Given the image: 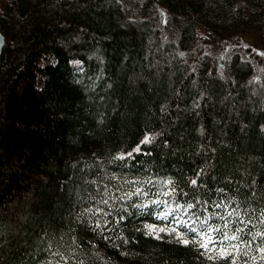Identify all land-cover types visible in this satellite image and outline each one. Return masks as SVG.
I'll return each mask as SVG.
<instances>
[{
    "label": "trees",
    "instance_id": "1",
    "mask_svg": "<svg viewBox=\"0 0 264 264\" xmlns=\"http://www.w3.org/2000/svg\"><path fill=\"white\" fill-rule=\"evenodd\" d=\"M0 29V264H264V71L208 48L264 44V0H0Z\"/></svg>",
    "mask_w": 264,
    "mask_h": 264
},
{
    "label": "rangeland",
    "instance_id": "2",
    "mask_svg": "<svg viewBox=\"0 0 264 264\" xmlns=\"http://www.w3.org/2000/svg\"><path fill=\"white\" fill-rule=\"evenodd\" d=\"M165 16V15H164ZM206 46V45H205ZM208 47V45H207ZM213 46H209L208 48L210 51L219 56V58H224L226 54L233 52V51H239L242 55L245 57L251 59L256 66L258 67L259 71H264V44H261L255 36L252 35H237L232 37L229 40L223 41V43L220 44L217 48H211ZM79 61H75L73 65L78 68L80 66ZM150 138V135L147 134L144 137ZM143 140V141H144ZM138 149V150H137ZM139 145L135 147V151H139ZM130 154V152H120V156H126ZM165 229V231H160V229ZM172 228H166V227H157L156 232L160 236H174L179 237L178 234H175L174 231H172Z\"/></svg>",
    "mask_w": 264,
    "mask_h": 264
},
{
    "label": "snow or ice",
    "instance_id": "3",
    "mask_svg": "<svg viewBox=\"0 0 264 264\" xmlns=\"http://www.w3.org/2000/svg\"><path fill=\"white\" fill-rule=\"evenodd\" d=\"M149 142H150V139H149L148 137H146L145 140L143 141V143H149ZM137 150H138V149H137ZM190 207H191V205H190ZM160 231L163 232V231H165V229L162 228V229H160ZM172 231H175V229H173ZM192 231H195V229H192ZM158 238H159V237H158ZM225 238L227 239L228 237H225ZM234 238H235V237H233V239H234ZM181 242L184 243V244H188V243H189L188 240H186V239H182V238H181ZM209 242H210V241H209ZM200 246L203 247V248H207V246H208V242H203V243L200 244Z\"/></svg>",
    "mask_w": 264,
    "mask_h": 264
},
{
    "label": "water",
    "instance_id": "4",
    "mask_svg": "<svg viewBox=\"0 0 264 264\" xmlns=\"http://www.w3.org/2000/svg\"><path fill=\"white\" fill-rule=\"evenodd\" d=\"M4 45H5V35L2 32V30L0 29V55L2 53Z\"/></svg>",
    "mask_w": 264,
    "mask_h": 264
},
{
    "label": "bare ground",
    "instance_id": "5",
    "mask_svg": "<svg viewBox=\"0 0 264 264\" xmlns=\"http://www.w3.org/2000/svg\"><path fill=\"white\" fill-rule=\"evenodd\" d=\"M211 48V47H210ZM234 55V54H233ZM250 64H251V62H250ZM255 67V66H254ZM252 68V67H251ZM256 70V69H255ZM141 147H142V144H141ZM150 228V227H149ZM158 237V236H157Z\"/></svg>",
    "mask_w": 264,
    "mask_h": 264
}]
</instances>
